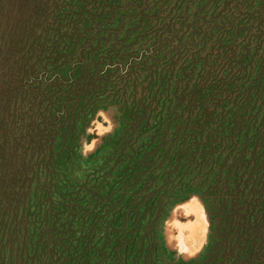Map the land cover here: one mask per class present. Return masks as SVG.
<instances>
[{
    "label": "rangeland",
    "instance_id": "obj_1",
    "mask_svg": "<svg viewBox=\"0 0 264 264\" xmlns=\"http://www.w3.org/2000/svg\"><path fill=\"white\" fill-rule=\"evenodd\" d=\"M44 1L33 22L21 0H0V264H264V166L238 184L242 146L203 149L219 136L195 123L207 99L201 78L223 75L228 54L238 86L256 76L258 63L245 80L253 67L241 59L263 40L264 0H240L253 17L211 32L199 18L227 0ZM111 46L112 62L133 67L126 86L106 59L105 89L64 100L77 61L97 63ZM235 101L223 102L226 122ZM235 189L242 219L231 211Z\"/></svg>",
    "mask_w": 264,
    "mask_h": 264
},
{
    "label": "trees",
    "instance_id": "obj_2",
    "mask_svg": "<svg viewBox=\"0 0 264 264\" xmlns=\"http://www.w3.org/2000/svg\"><path fill=\"white\" fill-rule=\"evenodd\" d=\"M27 1L28 0H21L20 9L23 10L24 12L27 9H29V12L30 11L32 12L31 18L33 22H36V20L45 13L46 10H43V9H45V5L47 4V2L44 0H32L30 4H28ZM56 1L57 3L59 2V0H56ZM206 4H208V2ZM28 5H31V6L29 7ZM242 5L243 4L241 3L240 0H227L223 6L224 9H222L224 12H222L221 10L217 15L213 16V14L210 15L207 9L205 11L204 16H208L209 14V17L204 18V16L202 15L201 16L202 18H199V19H201V22L208 21V24L210 26L209 28H207L208 32H211V30L213 29H221V24L225 25L226 23L228 25L231 21L234 22L235 19L237 20L241 18L242 19L246 18V20H249L250 18L253 17V14L248 13V10L242 11L241 10L242 7L240 9V6ZM207 6L201 7L199 14L203 12ZM226 7H231V9L233 10L232 11L233 14L230 15L231 20H229V22L224 14ZM260 9L257 10V12L259 13L258 17H260L261 20L262 19L264 20V15L261 14ZM212 18L213 20L211 21ZM198 24H199L198 20L193 22V25H194L193 34H195L196 36L202 31L201 27H199ZM263 25L264 23L262 24L261 22H259V25L256 28H260V30H264V28L262 29ZM228 26L232 27L233 24H230ZM23 31L26 32L24 27L22 30H20L21 36L24 33ZM191 43L193 44L194 41L191 40ZM83 45L85 46L83 47L82 50H85L86 48L91 49L90 42L86 41L85 44ZM255 46L258 49H256L255 52H253L252 56H249L250 50H248L249 52H246L244 57L241 59L242 62H249L251 67H253V68H250V74L245 79L246 81H248L250 76L254 74L253 71H255L254 69L255 66L253 65L255 64L257 65V63L260 65L258 68V71L255 73L256 76L253 78L252 82L250 83L247 82V85L245 87H244V84H242L241 86H238V82L240 80L237 78V75L233 72L234 67L232 65V62H233L232 53L228 54L226 58L225 65L226 67H229V68H227L228 70H226L225 68V73L223 75L220 74L221 69L209 71V72H206V74H204V76L201 78V85H205L206 87L204 96H206L207 99L202 103V114L200 118L198 120H195L197 127L200 129L205 128V131L208 132V135L211 133V134H215V136H219V140L215 139L213 142H207L208 140L206 142H203L202 143L203 149H205L206 144L210 145V148L212 149L213 148L212 145L216 147L217 142L221 144L222 148H226L227 144L231 145L233 148L232 151H236V152L239 150L238 146L239 147L242 146L241 152L238 151V155H239L238 158H239V161H241V164L240 166H237L235 170V173H236L235 176L237 180L239 179L238 184L240 185L243 184V186H245L246 183L248 182V180H245L243 182L244 175L252 176L253 174H255L253 173L255 170L256 171L260 170V167H258L259 164H261L262 167L264 166V48L261 51H259V48H262L264 46V36H263V40L261 38L260 43H256ZM113 47L112 46L110 47L111 49L106 53L105 57L98 58L97 63L92 62L90 63V65L85 66L82 62L83 57L77 61L76 66H78V72L80 73V78H79V81H75L76 83L74 85H73V81L71 80L72 87L69 88L68 95L63 96L65 97L64 100L68 102L69 101L68 98L70 95H73L75 98H78V96L80 97L82 96L84 98L90 95V97L92 98V97H95V95L99 94L102 89H105L108 83L111 82L108 80L111 75L110 73H106V76L102 78L101 74L104 71L100 70L98 64H101L106 59L109 60L108 64H106V68H112L114 65H117L115 66L116 71L112 75H115L118 73V75L120 76V79L122 80L118 83L122 82L121 84L122 88L126 86L125 83L127 84V78L132 76L133 67L129 66L131 67L130 72H125L127 70L121 69V65H118V63H121V62H118V61L112 62L111 57H109L108 55L113 50ZM190 60L193 62L194 58ZM91 65L93 69L90 70L89 66ZM193 67L194 66H192V68ZM188 71L189 72L182 73L184 77L186 76L187 78H189L188 74H191L192 69H188ZM243 74H245V69L243 70ZM213 77H218L215 84H212ZM102 82L105 85L103 87L101 86ZM187 88H188V83H186L183 90H180V94L182 95V97L175 96L178 104L183 103V99H184L183 94L187 90ZM174 95H176V92ZM192 96L193 94H191V97ZM232 97H234V100H237V102L239 101V103L235 101L234 106L236 104L237 106H236V109L232 113V120L226 122V116H227L226 114L229 110L228 111L224 110L225 105L223 104V102L228 101V103H230V100ZM220 103L222 104L221 106H219V109H218V105H220ZM171 116H173V118ZM171 116L167 118L168 123L170 122L172 123L174 121L172 119H174V117H177L176 111H174ZM186 121L189 122V119L187 118ZM210 127L213 129H211L209 133ZM226 129L227 131H225ZM242 132H244V134L242 135V140H241ZM239 139L241 140V142H239ZM194 144L196 145L195 141H194ZM248 150H250L249 152L251 154V157L250 159L245 160L243 159V157H244V154L248 152ZM242 166H243V171L245 172H243V174L239 176V173L237 172V170L238 171L241 170ZM248 168H250L249 172L247 171ZM260 185L261 186H259L260 188L259 190L262 191L264 189V188L262 189L263 183H260ZM223 186H224L225 193L229 194L226 182H225V185ZM256 189L258 188L254 187L249 192L250 202L252 201V203L254 204L256 203L254 199L258 193ZM229 196L231 197L232 214L242 219V216L239 215V212H238V209L241 208V204L239 203L240 202L239 192L235 189V193L230 194ZM235 223H238V222L235 221Z\"/></svg>",
    "mask_w": 264,
    "mask_h": 264
}]
</instances>
